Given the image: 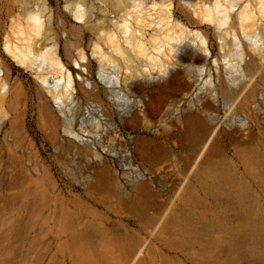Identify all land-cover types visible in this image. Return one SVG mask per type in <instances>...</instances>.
<instances>
[{
	"label": "rangeland",
	"instance_id": "obj_1",
	"mask_svg": "<svg viewBox=\"0 0 264 264\" xmlns=\"http://www.w3.org/2000/svg\"><path fill=\"white\" fill-rule=\"evenodd\" d=\"M145 1L171 2L188 30L207 31L210 52L192 34L166 74L136 62L126 98L100 80L91 58L99 95L79 89L63 114L4 50L12 20L42 10L39 0H0V96L2 79L10 89L0 103V264H264V60L231 70L235 38L195 22L215 0ZM78 2L46 0L42 19L48 27L52 15L62 60L79 72L69 57L79 48L90 55L97 36L67 9ZM123 2L85 0L88 18L105 11L112 27L113 5ZM188 116L212 132L198 152L179 137ZM138 138L162 146L164 157H142Z\"/></svg>",
	"mask_w": 264,
	"mask_h": 264
},
{
	"label": "bare ground",
	"instance_id": "obj_2",
	"mask_svg": "<svg viewBox=\"0 0 264 264\" xmlns=\"http://www.w3.org/2000/svg\"><path fill=\"white\" fill-rule=\"evenodd\" d=\"M39 2L42 10L30 12L24 19L12 20V33L5 37L4 50L21 68L35 73L63 114L69 106L77 105L79 89L86 94L99 95L97 84L89 79L91 58L100 64V80L112 88L113 92L126 98L128 96L124 90L127 82L132 79L136 62L142 61L150 69L157 68L160 74H166L169 59L174 57L182 41L192 34L198 49L206 55L210 52L207 31L188 30L175 18L173 4L169 1H152L148 4L145 0H124L123 4L113 5L118 17L113 19L112 27H108L105 26V11L101 16L91 14L88 18L85 0H79L76 5L68 6L67 9L78 22H83L97 36V40L91 46L90 55L84 48H79L75 59L69 57L80 69L78 72L71 68L70 63L66 64L62 60L59 44L52 37V15L46 18L47 27L42 17L48 11V6L46 0ZM254 2L256 9L253 7ZM195 13L198 16L196 23L213 24L211 30L217 29L224 33L226 41L229 37L235 38L230 39L236 55V63L231 66V70H250L254 56L264 60V0H215L212 7L204 6L200 12ZM47 41L52 44L48 43V46ZM224 45L223 42L221 46ZM52 77L56 80L55 84L50 83ZM2 82L4 93L0 96L1 104L7 101L10 91L7 81L2 79ZM214 91L216 92V88ZM87 110L92 119V113ZM197 125L188 116L182 125L184 130L179 134L182 141L190 139L195 142L196 152L203 148L205 140L212 134L207 128L200 133ZM75 137L83 142L81 137L76 134ZM133 141L135 151L142 157H164L162 146L141 138ZM84 142L92 144L90 139ZM206 147L207 145L204 146Z\"/></svg>",
	"mask_w": 264,
	"mask_h": 264
},
{
	"label": "water",
	"instance_id": "obj_3",
	"mask_svg": "<svg viewBox=\"0 0 264 264\" xmlns=\"http://www.w3.org/2000/svg\"><path fill=\"white\" fill-rule=\"evenodd\" d=\"M189 102H190V104L192 105L193 100L190 99ZM94 161H95L96 164H106L109 168H112V167H113L112 162H111L110 160H108L107 158H105V157H95V158H94ZM117 166H118L119 168H124V167H125V166H124V160H122V159H118V161H117ZM134 180H136V177H133V179L128 180V181H127V184L130 185L131 182H133Z\"/></svg>",
	"mask_w": 264,
	"mask_h": 264
}]
</instances>
